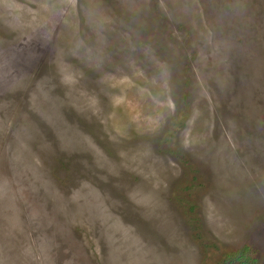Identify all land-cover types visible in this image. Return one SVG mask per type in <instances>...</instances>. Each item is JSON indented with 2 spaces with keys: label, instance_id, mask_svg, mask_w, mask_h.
I'll return each instance as SVG.
<instances>
[{
  "label": "rangeland",
  "instance_id": "obj_1",
  "mask_svg": "<svg viewBox=\"0 0 264 264\" xmlns=\"http://www.w3.org/2000/svg\"><path fill=\"white\" fill-rule=\"evenodd\" d=\"M264 264V0H0V264Z\"/></svg>",
  "mask_w": 264,
  "mask_h": 264
},
{
  "label": "trees",
  "instance_id": "obj_2",
  "mask_svg": "<svg viewBox=\"0 0 264 264\" xmlns=\"http://www.w3.org/2000/svg\"><path fill=\"white\" fill-rule=\"evenodd\" d=\"M240 264H248V263H246V262H241Z\"/></svg>",
  "mask_w": 264,
  "mask_h": 264
}]
</instances>
